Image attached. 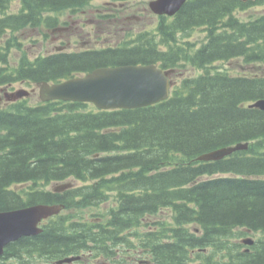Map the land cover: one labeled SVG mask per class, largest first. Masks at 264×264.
<instances>
[{
  "label": "trees",
  "instance_id": "16d2710c",
  "mask_svg": "<svg viewBox=\"0 0 264 264\" xmlns=\"http://www.w3.org/2000/svg\"><path fill=\"white\" fill-rule=\"evenodd\" d=\"M97 1L131 0H0V38L11 35L0 45V87L157 64L178 72L172 95L111 111L31 104L32 97L0 106V212L65 206L39 235L8 245L0 264H54L76 255L107 264H264V111L249 106L264 99V9L248 20L236 15L264 0H188L174 17H160L155 30L125 29L119 43L33 58L22 48L20 32L48 39L45 29L59 25L60 15ZM111 12L98 17L112 20ZM195 29L206 32L201 44L188 40ZM15 49L22 56L12 64ZM236 59L259 71L217 66ZM189 68L199 74L187 76ZM238 143L248 149L197 160ZM70 179L83 185L39 189ZM163 214L168 218L155 219ZM249 234L253 246L238 242Z\"/></svg>",
  "mask_w": 264,
  "mask_h": 264
},
{
  "label": "water",
  "instance_id": "95a60500",
  "mask_svg": "<svg viewBox=\"0 0 264 264\" xmlns=\"http://www.w3.org/2000/svg\"><path fill=\"white\" fill-rule=\"evenodd\" d=\"M188 0H152L150 10L159 16H175ZM174 70H165L157 64L143 66L102 67L92 72L60 83L43 82L32 90L20 88L6 93L7 102H17L37 92L41 102L65 101L93 104L99 110L138 109L166 101L174 86ZM264 111V99L250 105ZM248 143L224 147L197 158L201 162L220 161L235 152L248 149ZM72 187L61 186L62 190ZM64 210L63 205L38 204L25 208L0 212V256L8 245L22 238L39 235L41 224ZM252 245L251 238L244 240ZM81 257H71L57 264L72 263Z\"/></svg>",
  "mask_w": 264,
  "mask_h": 264
},
{
  "label": "rangeland",
  "instance_id": "374dc122",
  "mask_svg": "<svg viewBox=\"0 0 264 264\" xmlns=\"http://www.w3.org/2000/svg\"><path fill=\"white\" fill-rule=\"evenodd\" d=\"M149 0H131L121 5L122 8H117L116 11L111 12L114 15L112 20H100L98 13L104 9L107 1L96 2L90 6H87L75 14L69 12L60 15V24L51 30L45 29L49 32V38L45 39L40 31H28L20 32L17 36L22 42V48L27 50L30 57H35L39 54H48L55 52L59 47H65L68 50H79L82 48H96L101 47L103 44L119 43V38L125 33V29L133 28V31L139 32L142 30H155L160 21V18L154 15L148 9ZM119 6V5H118ZM19 4L12 5L11 12L15 13L19 9ZM109 9H113L112 7ZM263 6H254L245 13H236L240 19L248 20L251 16L258 15L263 11ZM106 11V10H105ZM57 29V30H56ZM10 33L0 38V45L10 37ZM206 32L201 29H195L191 32L188 40L191 42L201 44L205 40ZM117 40V41H116ZM22 56V51L15 49L11 56V63L15 64ZM218 67L222 70L229 71L232 74L247 73L249 71H259L258 68L250 69L243 64L242 60H232L230 62H219ZM187 76L198 75L199 71L189 68L185 72ZM176 78H174V81ZM34 85H25L21 83L14 84L12 89H4L0 91V97L5 99L4 94L7 91H15L20 88L32 89ZM4 88V87H2ZM5 102V101H4ZM3 102V103H4ZM38 102V94L33 96L30 101L31 104ZM0 102V106L3 105ZM70 179L68 182H73ZM76 182V181H75ZM78 186L83 184L76 182ZM63 184V183H60ZM60 184H49L47 186L40 185L39 189H45L52 191ZM33 186L32 183L19 186L17 189H29ZM111 206V203L101 206V209ZM89 217V216H88ZM167 219L168 214L155 219ZM251 238H256L253 235H248ZM243 238V237H242ZM242 238L238 239L240 241ZM102 264V263H101Z\"/></svg>",
  "mask_w": 264,
  "mask_h": 264
},
{
  "label": "flooded vegetation",
  "instance_id": "af4514ba",
  "mask_svg": "<svg viewBox=\"0 0 264 264\" xmlns=\"http://www.w3.org/2000/svg\"><path fill=\"white\" fill-rule=\"evenodd\" d=\"M2 101H3V99H2V97H0V102H2ZM101 263L102 264H107V263L101 262L100 260L92 259L90 257V255H86V257H84V260L83 261L81 260V261L75 262L73 264H101ZM133 263L135 264V260H133Z\"/></svg>",
  "mask_w": 264,
  "mask_h": 264
},
{
  "label": "bare ground",
  "instance_id": "6f19581e",
  "mask_svg": "<svg viewBox=\"0 0 264 264\" xmlns=\"http://www.w3.org/2000/svg\"><path fill=\"white\" fill-rule=\"evenodd\" d=\"M237 145V144H236ZM233 146H235V145H233ZM216 162V161H215ZM74 182V181H73ZM250 235V234H249ZM240 239V238H239ZM248 239V236H245V237H243L240 241H238V242H240L241 244H243V245H245L246 247H251V246H253L254 244H255V239L253 238L252 239V241H253V244L252 245H248V244H245L244 243V240H247ZM238 240V239H237ZM246 250H249V249H246ZM0 257H2V256H0Z\"/></svg>",
  "mask_w": 264,
  "mask_h": 264
}]
</instances>
